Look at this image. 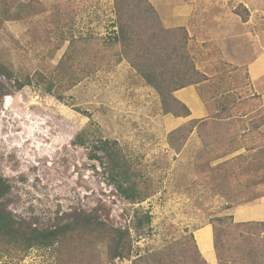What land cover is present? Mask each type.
Masks as SVG:
<instances>
[{"label": "rangeland", "instance_id": "obj_1", "mask_svg": "<svg viewBox=\"0 0 264 264\" xmlns=\"http://www.w3.org/2000/svg\"><path fill=\"white\" fill-rule=\"evenodd\" d=\"M114 4L0 0V56L15 75L4 82L8 92L0 100V175L11 184L3 203L18 219L48 228L64 211L95 210L109 223L129 225L133 237L131 258L105 264H147L150 252L206 223L213 227L233 205L264 194V106L248 66L253 42L264 41V0H204L199 14L208 23L233 11L242 22L251 15L255 30L235 23L231 33H187L189 61L200 73L186 75L201 79L194 85L208 108L200 119L164 114L158 93L114 54ZM70 36L89 46L76 60L91 63L92 71L62 91L54 68ZM42 74L53 77L51 93ZM251 109L257 111L244 117ZM190 120L197 122L184 132L186 140L170 143L169 133ZM99 138L118 142L146 200L130 203L109 182L100 160L90 156ZM146 214L150 223L135 229ZM55 261L53 248H31L0 264Z\"/></svg>", "mask_w": 264, "mask_h": 264}, {"label": "trees", "instance_id": "obj_2", "mask_svg": "<svg viewBox=\"0 0 264 264\" xmlns=\"http://www.w3.org/2000/svg\"><path fill=\"white\" fill-rule=\"evenodd\" d=\"M114 12L116 29L109 43L117 46L114 54L127 60L143 81L158 93L164 114L190 115L186 104L174 95L176 90L201 81L199 77L186 75L200 73L189 61L187 28H167L149 0H115ZM88 50V45L80 47L77 38L70 36L68 47L54 68L58 80H62V91L92 71L91 63L80 65L76 60L79 52L86 54ZM67 73L70 76L66 78ZM14 76L13 68L0 56V100L8 92L4 90V82L11 81ZM41 77L51 93L56 86L53 77L43 74ZM22 85L23 82L19 83L20 87ZM196 122L190 120L172 130L168 135L169 142L175 144L186 140L184 132L187 128L191 130L190 125ZM90 156L100 160L109 182L125 200L141 203L148 198L140 188L139 173L116 140L99 138L92 141ZM10 192V182L0 175V260L9 256L23 257L31 248H53L55 264H105L106 259L111 263L132 257L134 243L129 225L116 226L95 210L72 208L58 215L49 228L34 226L18 219L3 203ZM150 221L148 214L137 217L134 228L140 230ZM212 224L215 255L221 263L264 264V222L236 223L232 216H225L215 218ZM146 262L208 264L192 233L150 252Z\"/></svg>", "mask_w": 264, "mask_h": 264}, {"label": "crops", "instance_id": "obj_3", "mask_svg": "<svg viewBox=\"0 0 264 264\" xmlns=\"http://www.w3.org/2000/svg\"><path fill=\"white\" fill-rule=\"evenodd\" d=\"M156 8L163 24L167 28L185 27L189 34L201 32L210 33H231L235 28H229L233 24L250 25L249 29L254 32V25L250 23V19H254L250 15V19L242 22L240 15L230 11H224L222 14L212 15L210 22L214 21V25L208 23V18L202 17L199 12L203 8L204 0H149ZM253 14V11H249ZM250 20V21H249ZM246 23V24H245ZM250 23V24H249ZM247 27V26H245ZM254 30H253V29ZM253 48L256 49L255 54L250 57L248 63L250 78L253 87L258 94L261 95L264 106V41L255 40ZM174 95L181 100L190 110V118L200 119L208 116V108L205 105L198 85H189L180 88L174 92ZM259 109V108H258ZM257 109L246 110L244 117H248ZM229 215L233 217L234 222H264V194L253 198L252 200L238 203L230 207ZM194 237L197 241L198 248L202 252L204 259L208 264H218L215 257L214 247V231L210 223L202 225L194 231ZM227 263V262H226ZM220 264V263H219ZM229 264V263H227Z\"/></svg>", "mask_w": 264, "mask_h": 264}, {"label": "water", "instance_id": "obj_4", "mask_svg": "<svg viewBox=\"0 0 264 264\" xmlns=\"http://www.w3.org/2000/svg\"><path fill=\"white\" fill-rule=\"evenodd\" d=\"M6 103H7V104L9 103V98H6Z\"/></svg>", "mask_w": 264, "mask_h": 264}]
</instances>
